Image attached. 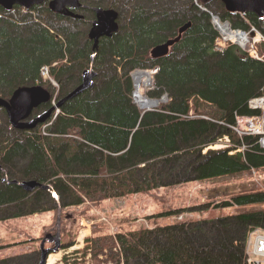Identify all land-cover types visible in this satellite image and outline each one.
Instances as JSON below:
<instances>
[{"label":"trees","instance_id":"1","mask_svg":"<svg viewBox=\"0 0 264 264\" xmlns=\"http://www.w3.org/2000/svg\"><path fill=\"white\" fill-rule=\"evenodd\" d=\"M86 1V11L94 17L86 22L54 15L44 6L34 12L0 7V98L10 100L17 90L43 86L44 67L62 85L60 101L81 86L86 71L97 73L94 87L68 100L56 119L46 122L47 135H42L44 124L34 130L1 128L0 222L9 215L35 214L32 207L51 186L64 208L88 202L98 206L111 199L152 196L187 175L208 180L264 168L258 140L240 139L223 125L233 124L236 112L257 114L247 110V102L264 95V61L237 45L216 51L219 34L212 16L234 29L253 25L264 33L262 19L231 14L222 0H196L199 6L194 0ZM107 3L123 11L124 26L112 38L100 39L95 49L86 27L96 19L93 9ZM189 22L192 27L168 57H152L153 48L176 38ZM78 25L84 30L76 32ZM259 51L264 53V43ZM155 68L159 71L151 94L157 99L166 95L169 101L144 113L134 101L132 74ZM51 106H42L34 116ZM225 135L247 150L235 156L229 151L204 154ZM9 175L18 183L36 181L48 189L28 192L7 181ZM51 200L58 214L57 199ZM223 204L264 205V191L241 193ZM48 211V205L40 210ZM259 228H264V210L117 234L98 225L82 259L70 262L87 264L85 256L91 251L93 264H246L247 241ZM206 229L217 244L215 238L201 246L188 241L191 231ZM76 237L62 247L74 246ZM64 261L71 264L68 258Z\"/></svg>","mask_w":264,"mask_h":264},{"label":"rangeland","instance_id":"2","mask_svg":"<svg viewBox=\"0 0 264 264\" xmlns=\"http://www.w3.org/2000/svg\"><path fill=\"white\" fill-rule=\"evenodd\" d=\"M158 1L168 2L169 0H158ZM194 2L196 5L198 4L196 0H194ZM109 7H110V3H107L102 5V7H95V9L112 10ZM116 12H118L119 14V21H118L119 26L123 27L124 26L123 11L117 10ZM74 14L79 16V18H77L78 20H82L85 22L87 21L86 19L87 17L90 20L91 18H94L91 15V12L89 11L87 12L86 10ZM220 20L223 23L225 22L222 19ZM95 21L96 19H94L92 22L94 23ZM93 23L92 26L86 27L87 28L86 32L88 33L89 36L93 27ZM83 30H84L83 25H78L75 27L76 32ZM233 44L234 43L229 42L228 45H233ZM136 71L149 72L150 70H136ZM43 75L44 77L42 76L43 77L42 87L48 91H50V89L55 87L54 92L57 93L56 96L53 92L52 93L50 92L53 97H56V104H53L51 106V107H55L56 110L52 114V117L49 119L50 121L58 114L57 112L58 110L61 112V110L57 108V105L59 103L58 100L60 101L61 99L60 96H61L62 85L59 81L52 78L49 75V72L47 74V72L44 71ZM93 75L95 76L92 77V83H93L92 87H94L95 85L94 81L96 79L97 73L95 72L93 73ZM145 80L146 79H144V81ZM151 92L152 91L147 90V88L144 85L142 86V91H141L142 96L144 97L146 96L150 98L152 97L154 99ZM134 95L135 97H137L136 92ZM164 96L163 97L165 99L168 98V96L166 95ZM138 103L140 104V102ZM35 113L36 110L34 114ZM248 116H252V115H240L239 113L236 112L234 120L236 119V117H238L236 119L238 120ZM36 117L34 116V118ZM8 123L10 124V121L6 111L5 110L4 112L1 111L0 130L2 127H3L2 129L6 130V132L7 131L10 132L16 129L14 127L11 128V126H9ZM44 125H46V123ZM245 137H252V136H244L243 138ZM239 138L243 139L241 137ZM257 140L259 143V139ZM234 145L236 147L231 149L215 148L212 151L222 152V151L231 150L229 151V155L235 156L237 154L245 152L248 148L246 145H242L241 148L243 150H241V148H239V145L237 144ZM238 148L240 150H238ZM208 151H206L204 154H206ZM6 180L10 182L14 181V179H12L10 175ZM177 180L178 182L180 181L181 182L177 185L166 187L161 191L157 192V194H154L152 196H141V195L128 196L124 198L107 200L102 202L98 206H95L88 202L79 207H67V208H64V206H62L59 192L55 189V187L51 186L49 190L45 191V193L42 194V196L38 197V202L36 203L35 206L32 207L34 208L33 211L36 212L35 214L27 213V214H23L21 217L18 218L15 215H9L8 219L5 222H0V264H36V257L34 256V253L42 245L43 240L45 241V249L48 248L49 250H51L50 255H59L57 256L58 257L57 259L62 260V261H57L56 264H67L63 260V256L66 254L67 251L65 250H68V248L62 247V245L69 242L76 233H77V237H76L75 245L79 243L80 239L82 240L85 238L86 240L85 242H87V240L92 236V232L95 226L98 225L107 227L108 231L112 234H117L118 232H122L124 230H135L143 227L152 229L155 226L172 225L178 222H186L192 219H195L200 222L208 219L209 220L223 219L227 216H234L247 212H258L264 210V205H255L248 207H240V206L232 205L229 207H225L223 204L224 201H229L231 197L237 196L241 193L264 191V168L252 169L251 171L243 172L241 174L225 175L221 178L217 177L208 180H200L198 177H196V175H187ZM54 193L58 195L57 197V199H59L57 201L58 209L60 206H62L61 223H60L61 248L58 251H54V249L57 246V243L48 242L49 235L55 237L58 233V226H57L58 214L55 211V203L52 200L49 201L50 199H52ZM47 205L50 211L45 213L40 212V210H42V208ZM14 211H16L15 213L19 212L18 209ZM84 212H86V214L82 215V213ZM6 217H1V218H6ZM84 234L86 237L84 236ZM259 234L260 236L261 235L264 236V228L255 229L251 233L247 241V247H249L250 245L249 254L251 258L253 260L261 261L263 259L256 258L253 254V246ZM186 236L188 238V241L191 240L194 243L196 242L199 246L209 244V242H211V240L215 238V237L213 238V234L209 229L198 232L191 231L190 235H186ZM213 241H215L216 242L215 244H217L216 238ZM246 250L248 251V248H246ZM83 251L84 248L81 249V251H79L80 256H77L74 259L76 260L82 259ZM25 254H29V255L25 256ZM89 254L91 255L90 257L88 256ZM99 258L104 259L105 257L101 256ZM85 259L87 264H93L91 251L88 252V254L85 256ZM72 262L69 263L72 264ZM261 262L264 263V260ZM101 264H111V263H101ZM246 264H248L247 260H246Z\"/></svg>","mask_w":264,"mask_h":264},{"label":"water","instance_id":"3","mask_svg":"<svg viewBox=\"0 0 264 264\" xmlns=\"http://www.w3.org/2000/svg\"><path fill=\"white\" fill-rule=\"evenodd\" d=\"M49 0H0V7L5 10H12L14 7L19 6L25 9H31L36 5H41ZM227 11L231 14H253L259 18L264 16V0H222ZM82 7L80 0H52L50 2V10L57 14H62L67 17L79 18L71 10H78ZM206 11V10H204ZM97 19L93 23L92 30L90 32V38L95 42V49L98 48L100 39L107 37L112 38L115 34L119 32V14L115 10H103L97 9ZM219 19L218 17H213L214 20ZM229 25V23L227 22ZM192 22L187 23L180 29V35L176 39H170L166 43L161 44L153 48L152 56L155 59L165 58L170 54V49L176 43H178L182 35L192 27ZM95 73L94 71H86L83 76V82L80 87H78L69 96L62 99L57 108L61 107L70 99L77 97L79 94L83 93L85 90L93 86L92 77ZM146 74L152 80L150 72L148 71H136L132 74V78L137 88L140 84V80H137L138 75L144 77ZM51 93L50 91L44 89L42 86L26 87L17 90L10 100L0 98V109H4L9 118L12 127L19 130H34L37 126L43 125L49 121L52 114L56 110L55 107L49 108L47 111L38 115L34 118L35 110L41 108L42 106H48L51 104ZM148 102L140 106V109L144 110V113L158 107L160 100H155L147 97ZM1 170V166H0ZM28 192H33L36 189H48L36 181H29L25 183H18ZM62 206L58 209V242L54 251H58L61 248L60 240V223H61ZM45 241L42 242L41 249L42 258L40 264H47L48 256L51 254V250L44 249Z\"/></svg>","mask_w":264,"mask_h":264},{"label":"built area","instance_id":"4","mask_svg":"<svg viewBox=\"0 0 264 264\" xmlns=\"http://www.w3.org/2000/svg\"><path fill=\"white\" fill-rule=\"evenodd\" d=\"M262 22H263V27H264V17L262 19ZM218 26H219L218 27L219 36L215 42L216 51L218 52L224 51L227 48L229 42H232V43L239 42L242 45L243 49L247 50L252 58L260 60V61H264V55H260L259 49H258L259 44L264 42V33L259 27L258 29L256 26H252L251 30L248 33H245L240 30H231L230 32H227L223 24H219ZM232 35H234V37H232ZM236 35H238L243 40L240 41ZM235 37L237 39H235ZM44 71H46L48 74V72L50 71L49 67H44L42 69V75ZM154 73H157V70H155ZM53 104H56V97H54L52 105ZM247 110L252 111V112H257V114L248 116V117H243L242 119H238V120H236L238 118L236 117L233 124L224 122L223 125H225L231 131V133H234L235 135L241 138H243L244 136L256 137L257 139H259L260 146L264 148V95L249 100L247 102ZM57 112L58 114L53 119H56V117L59 115L60 111L58 110ZM46 127L47 125L43 127L42 135H47ZM234 147L236 146L233 144L232 138L230 137V135H225L219 138L214 144L208 146L204 150V153L208 150L212 151L215 148L231 149ZM239 148H241V146ZM239 148L238 150H240ZM241 150L243 149L241 148ZM85 241H86L85 238L82 240L80 239L79 243L76 244L74 247H71V248H68V250H65L67 252L63 256V260L64 258H68L69 262L76 260L74 258L77 256H80V254H76L75 252L81 251V249L86 247ZM247 248H248V251L246 250V252H247V263L248 264H264L263 262H261L264 260V236L262 235L260 236L259 234L253 246L254 256L256 258L263 259V260L261 261L253 260L249 254L250 245ZM88 256L90 257L91 255L89 254ZM78 260L80 261L81 259H78ZM58 261H62V260L59 259Z\"/></svg>","mask_w":264,"mask_h":264},{"label":"flooded vegetation","instance_id":"5","mask_svg":"<svg viewBox=\"0 0 264 264\" xmlns=\"http://www.w3.org/2000/svg\"><path fill=\"white\" fill-rule=\"evenodd\" d=\"M52 0H49V1H46L45 3H43V4H41V5H36V6H34V7H32L31 9H25V8H23V9H25L26 10V12H34L35 10H39L40 9V7H42V6H44V7H46V9L48 8L49 10H50V2H51ZM81 2V5H82V7L80 8V9H78V10H71V11H73L74 13H79V12H81V11H83V10H86V9H88L89 7L88 6H86L87 4H86V0H80ZM86 4V5H85ZM16 7H19V6H16ZM15 8V7H14ZM13 8V9H14ZM22 8V7H21ZM91 9V8H90ZM89 9V10H90ZM112 10H114V9H112ZM51 11V10H50ZM93 11L95 12V14H96V19H97V12H96V9H93ZM117 11V10H116ZM54 15H57V16H63V17H67V16H64V15H62V14H57V13H54L53 11H51ZM69 18H74V19H77L76 17H69ZM118 21H119V19H118ZM119 24V23H118ZM120 26H119V30H120ZM182 28V27H181ZM181 28H179L178 29V33L176 34V38L180 35V29ZM185 34V33H184ZM183 34V35H184ZM172 39V38H171ZM170 40V39H169ZM166 43V42H165ZM173 48V47H172ZM171 48V49H172ZM53 198V197H52ZM57 199V198H56ZM59 199H57V201H58ZM60 202V201H59ZM58 203V202H57ZM48 237V236H47ZM44 241V240H43ZM48 242H51V243H57L58 242V237H57V235L55 236V237H52V236H50L49 235V239H48ZM44 249H45V244H44ZM45 250H49L48 248L47 249H45ZM42 249H41V246H40V249L39 250H36V252L34 253V256L36 257V264H40V262H41V258H42ZM29 254H25V256H28Z\"/></svg>","mask_w":264,"mask_h":264},{"label":"bare ground","instance_id":"6","mask_svg":"<svg viewBox=\"0 0 264 264\" xmlns=\"http://www.w3.org/2000/svg\"><path fill=\"white\" fill-rule=\"evenodd\" d=\"M216 22H217V25H219V20L217 19L216 20ZM223 29H224V27H223ZM238 38H239V40L240 41H242L243 39L242 38H240L238 35H236ZM232 37H234V35H232ZM235 39H237L236 37H235ZM145 77H147V83H149V81H150V77L148 76V74H146L145 75ZM143 80V78H141V76H139L138 75V78H137V80ZM54 89H55V87H53ZM55 95L57 94L56 92H53ZM51 104H52V102H53V100H54V97L52 96V94H51ZM137 98H138V100H140V101H142L143 103H145V100H144V98L142 97V94H141V90L139 89V91H138V93H137ZM148 101H146V103H147ZM57 256H59V255H51L50 257H49V259H48V264H55L59 259H57L58 257Z\"/></svg>","mask_w":264,"mask_h":264}]
</instances>
